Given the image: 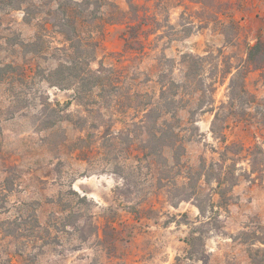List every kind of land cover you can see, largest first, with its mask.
<instances>
[{
	"label": "rangeland",
	"instance_id": "rangeland-1",
	"mask_svg": "<svg viewBox=\"0 0 264 264\" xmlns=\"http://www.w3.org/2000/svg\"><path fill=\"white\" fill-rule=\"evenodd\" d=\"M116 1L128 8L126 0ZM137 2L145 4L148 16L141 42L126 48L124 37L130 33L124 36L125 24L107 25L93 67L101 63L116 67L134 88L158 94L159 72L171 65L166 58L177 61L175 72L180 75L184 53L210 54V61L219 66L217 105L227 101L226 62L241 63L247 44L264 38V0ZM228 15L233 16V24L223 23ZM23 17L21 10H0V64H12L0 70V264H257L255 260H262L264 252L256 249L264 244L246 242L242 232L264 236V175L252 174L247 160L239 162L243 175L233 189L229 211H221L218 226L216 221H198L200 210L193 202L175 207L163 192L152 194L146 209L134 215L125 207L130 204L128 196L115 193L123 180L114 172L118 167L110 163V147L95 143L87 155L75 149L79 136L86 134L77 125L82 108L73 89L43 80V68L49 63L26 55V42L34 39L37 27ZM26 64L34 66L27 79ZM247 83L264 97L258 71L249 73ZM47 99L54 105L60 102L56 115L41 113ZM66 112L70 116L61 117ZM180 114L186 128L191 127L184 130L191 138L187 162L197 165L202 155H216L214 149L221 144L212 132L214 112L196 114L195 123L186 110ZM225 132L228 142L264 146V129L257 124L232 121ZM143 171L141 186H151L145 175L148 170ZM107 220L111 227L105 235ZM194 230L204 245L200 240L193 245L187 242Z\"/></svg>",
	"mask_w": 264,
	"mask_h": 264
},
{
	"label": "trees",
	"instance_id": "trees-1",
	"mask_svg": "<svg viewBox=\"0 0 264 264\" xmlns=\"http://www.w3.org/2000/svg\"><path fill=\"white\" fill-rule=\"evenodd\" d=\"M126 2L127 9L116 0H0V10L4 7L21 10L24 21L36 25L34 39L26 42V55L49 63L43 68V80L49 85L74 90V100L82 108L77 125L86 132L85 136H79L75 149L87 155L95 143L99 148L110 147V163L118 167L114 172L123 180L115 193L128 196L130 204L125 207L131 213L139 216L151 195L163 192L175 207L183 201L193 202L200 210L198 221L203 224L216 221L218 226L221 211H229L234 202L233 189L243 175L239 162L247 160L252 174L264 175V146L260 142L250 146L228 142L225 132L232 121L257 124L264 129V97H258L247 83L249 73L258 71L264 84V38L247 44L241 63L226 62L229 66L223 76L230 75L228 100L220 105L215 96L219 66L210 61V54L184 53L179 61L180 75L175 72L177 61L166 58L170 69L160 70L158 94H152L134 88L116 67L104 63L97 68L92 65L107 25L125 24L124 36L130 33L124 37L126 48L130 43L141 42L140 33L148 17L144 14L145 4L137 0ZM228 16V22L223 23L233 24V16ZM54 39H58L55 46ZM11 66L0 64V70ZM33 67L26 64V79ZM41 105V113L52 115L61 107L60 102L54 105L48 99ZM183 110L193 123L198 113L215 114L212 132L221 144L220 149H214V156L202 155L197 165L185 159L191 138L184 130L191 127L186 128L180 114ZM68 113L61 117L70 116ZM120 144L125 145L123 149ZM145 168L151 182L148 187L141 186ZM110 223L105 222V235ZM197 233L194 230L187 238L190 245L196 240L205 244ZM242 233L246 242L264 244V236L257 231ZM256 251L264 252V248ZM250 254L255 260L253 251ZM255 261L264 264V255L262 260Z\"/></svg>",
	"mask_w": 264,
	"mask_h": 264
}]
</instances>
